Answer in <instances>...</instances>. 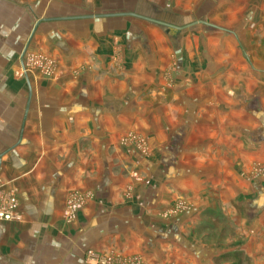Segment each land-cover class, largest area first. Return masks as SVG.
<instances>
[{"label":"crops","instance_id":"1","mask_svg":"<svg viewBox=\"0 0 264 264\" xmlns=\"http://www.w3.org/2000/svg\"><path fill=\"white\" fill-rule=\"evenodd\" d=\"M0 58V264H264V0H0Z\"/></svg>","mask_w":264,"mask_h":264},{"label":"built area","instance_id":"2","mask_svg":"<svg viewBox=\"0 0 264 264\" xmlns=\"http://www.w3.org/2000/svg\"><path fill=\"white\" fill-rule=\"evenodd\" d=\"M31 61L34 59H30ZM30 67H36L46 77L52 74V63L40 58L33 64L30 63ZM129 140L133 141L134 144L142 145V141L136 137H129ZM21 219L20 212L18 211V202L15 196L11 193L0 191V220L1 221H19ZM87 257L92 260L94 264H113V259L100 255L95 252H87Z\"/></svg>","mask_w":264,"mask_h":264},{"label":"rangeland","instance_id":"3","mask_svg":"<svg viewBox=\"0 0 264 264\" xmlns=\"http://www.w3.org/2000/svg\"><path fill=\"white\" fill-rule=\"evenodd\" d=\"M20 55H21L20 56L21 57L20 64L22 65V68H24L25 66L30 67L29 66L30 63L33 64L36 60H40V58H42V56H40L39 54H33L32 51H29L27 45L25 48H23L22 52H20ZM15 58L17 59V56H15ZM16 59H15V61H16ZM30 59H34V60L31 61ZM42 59H44V58H42ZM2 62H3V60H1V58H0V63L2 64ZM17 62H16V64H18ZM19 74L22 76L23 73H19ZM260 168H261L260 169L261 175H264V164H262V166H260ZM256 170H259V167H257Z\"/></svg>","mask_w":264,"mask_h":264},{"label":"trees","instance_id":"4","mask_svg":"<svg viewBox=\"0 0 264 264\" xmlns=\"http://www.w3.org/2000/svg\"><path fill=\"white\" fill-rule=\"evenodd\" d=\"M236 255V254H235ZM233 264H240L239 262L233 263Z\"/></svg>","mask_w":264,"mask_h":264}]
</instances>
